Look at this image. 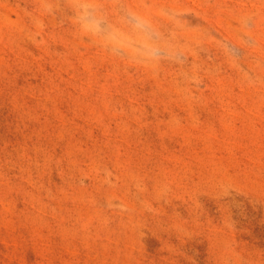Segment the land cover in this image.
<instances>
[{
	"label": "rangeland",
	"instance_id": "rangeland-1",
	"mask_svg": "<svg viewBox=\"0 0 264 264\" xmlns=\"http://www.w3.org/2000/svg\"><path fill=\"white\" fill-rule=\"evenodd\" d=\"M0 264H264V0H0Z\"/></svg>",
	"mask_w": 264,
	"mask_h": 264
}]
</instances>
